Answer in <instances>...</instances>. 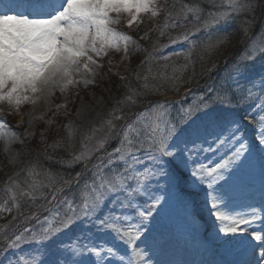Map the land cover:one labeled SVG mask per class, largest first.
Here are the masks:
<instances>
[{"label": "snow or ice", "instance_id": "6c2138e0", "mask_svg": "<svg viewBox=\"0 0 264 264\" xmlns=\"http://www.w3.org/2000/svg\"><path fill=\"white\" fill-rule=\"evenodd\" d=\"M209 2L214 3L215 0ZM154 8V0H26L17 4L12 3V0L8 3L0 0V102L19 106L33 96L47 95L56 87L63 91L68 85L78 83L73 79L74 73L82 77L88 73L94 74V69L100 66L96 58L105 55L110 48L119 50L121 42L127 52L129 43L133 42L131 37L116 31L112 26L119 23L120 18L126 14L127 25L131 27L139 22L142 13L152 12L156 15ZM250 11L252 20L246 19L241 29L247 35L255 20L252 0H230V11H208L206 17L204 10L198 6L185 8L182 5L175 17L169 12L171 27L187 20L185 13L192 14L193 29H186L176 38L169 37V44L189 43L186 63L179 66L169 64L167 61L170 55H164L162 59L165 63L154 67L152 62L155 53H149L144 61L148 67L143 75L142 86L139 89L129 86L128 94L121 103H139L137 97L153 92L159 94L160 89L168 83L177 91L181 83H192L195 71L187 80L182 79L183 73L195 63L191 55L197 42L191 40V36L195 32L205 31L206 39L200 41L199 45L204 51H212L230 38L227 32L219 33L218 29L230 23L238 14ZM213 32L217 34L213 36ZM260 51L264 53V49ZM175 55L184 53L178 52ZM216 67L213 64L212 68L206 70V74H210ZM233 69L237 73L242 70L239 64L234 65ZM135 79L141 80L140 72L135 74ZM85 83L90 81L85 80ZM237 91L236 88L228 89L225 82H221L218 87L210 84L195 106H184L181 101H173L171 103L180 105L173 114L168 102H156L149 110L137 114L136 119L123 128L120 146L97 158L99 163L94 166L91 184L85 183L83 186V189H89L90 195L84 197L80 204H75V199L80 198L77 193L73 194L75 199L61 201L68 207L63 214L56 213L58 220L55 226L45 218L43 223L48 224V227L42 228L38 235L29 228L24 229L23 233L15 235L8 243V250L17 249L25 243H35L37 249L28 255L33 256L36 264H82L80 257L84 255V246L76 240L61 242L57 237L70 232L83 217L94 220L109 196L114 197L109 204V208H113L119 193H143L144 202L137 205L139 223L127 229H116L115 234L128 245H135L143 238V247L139 251L133 249V253L140 257L139 264H154L149 254L154 240L149 224L163 208L162 201L167 203L168 194L178 192L180 185L188 181L206 183L209 190V212L219 223L218 231L224 234V239L240 236L250 238L240 240L234 248L235 252L242 254L237 264H264V229L257 231L249 228V225L264 219V209L254 207L235 215L219 210L230 195L223 184H228L250 169L254 161L259 160L264 177V114H260L257 119L252 108L238 111L244 108L250 97L234 95ZM185 95H193L192 90H188ZM118 111L119 108L113 110L112 119L107 121V131L95 146L81 151L70 161H57L63 166H74L77 162L85 165L75 177L63 180L57 192L73 180L78 182L88 170L90 157L97 150L105 149L107 141L119 135V132L113 133L116 127L113 121L123 119L115 115ZM246 124L256 128L253 133L254 143L247 138ZM16 138V133H12L10 139ZM253 147L258 152H254ZM209 152L220 154L219 162L214 163V166L200 159ZM105 159L107 165L104 164ZM116 162H124L126 167L112 174L111 179H105L102 168ZM36 166L44 171L38 159ZM47 175L48 187L61 179L59 173L50 170ZM130 184L133 187H129ZM44 186L43 183H34L32 192H40L42 195ZM32 192L25 195H32ZM52 200H56L55 195ZM105 223L104 218L98 221L101 227ZM250 241L259 244L254 245ZM49 245L52 247L49 248ZM88 251L92 255H100L95 248ZM107 252L109 255L114 254L112 248H108ZM8 264H12V261Z\"/></svg>", "mask_w": 264, "mask_h": 264}, {"label": "rangeland", "instance_id": "374dc122", "mask_svg": "<svg viewBox=\"0 0 264 264\" xmlns=\"http://www.w3.org/2000/svg\"><path fill=\"white\" fill-rule=\"evenodd\" d=\"M24 2H26V0H12V3L14 4ZM154 4L156 15H153L152 12L142 13L139 17V22L134 23L129 27L127 25V16L125 14L120 18L119 23L112 26L116 31L131 37L133 42L129 43L127 52L124 51L123 42H121L119 50L110 48L105 55L96 58L100 66L94 69V74L88 73L82 77L81 74L74 73L73 79L78 81V83L68 85L63 91L60 87L57 88L54 94L51 93L49 96L43 98V103L39 105L37 102L38 96L40 95L33 96L31 100L24 102L19 106L14 104L9 105L6 101L0 102V118H2L0 119V125H3L0 126L1 175L3 174L6 179H12L21 172L22 163L20 160L19 146L23 143L22 134L29 129H33L37 124L47 127V130H43V133L45 134L48 132L57 133V137H59L60 142L64 146V149L59 151L58 155L59 159H63L66 158V156L73 157L79 155L81 151H86L89 147L95 146L99 139L105 135L107 131V121L112 119L113 110L119 108L120 111L116 112L115 115L121 116L123 119L113 121L116 125L113 132H119V135L113 138V141L118 142L117 147H119V140L123 135V128L134 121L137 114L149 110L156 102H168L172 113L175 114L180 105L171 102L181 101L184 104L185 99L188 96L185 95V93L188 90L200 87L195 85L183 88L180 91V95L165 92L159 98L149 99L146 105L137 108L131 116L129 114L127 103H121L125 99L121 96V83L118 82V79L127 80L130 77L129 71L131 60L129 58V50L135 42H138V39H135V33L132 32L134 29L138 28V26L142 27V32L144 31V33L141 35H144V40H150V42H152L153 47L150 53H155L152 62L154 65L158 62L164 61L162 59V56L164 55L161 53L163 50L168 48H183V42L169 44V38H167L168 36L171 37L174 32L182 33L184 31L183 22L177 23L175 27L169 26L168 14L169 12H172V8H174L173 4L169 0H154ZM252 4L255 15L258 14L253 22L256 25L259 22V16L264 9V0H252ZM172 15L175 17L177 13L173 11ZM240 15L244 17V21L246 19L252 20L251 11L248 13H240ZM113 18L115 19V14H113ZM244 21H242L243 26ZM146 23L148 24V27H145ZM161 33H163V35H161ZM251 33L252 28L247 36L250 34L251 37ZM262 37L263 35H260V37L256 38L257 46H261L264 41ZM142 43L145 44L147 42ZM148 55L149 53H145L146 57L142 58L143 64L148 58ZM244 57L252 61L251 59L256 57L254 48L250 47L248 53L244 54ZM259 64L253 74H245L244 78L250 82L252 89L256 88V91L253 90V93L255 91V94L253 95L254 98L257 97L259 101H264V62H261L260 65ZM147 67L148 65L146 66V69L143 70V74L147 71ZM232 75L233 78L239 76L236 71H234ZM232 75L230 77H232ZM85 80L90 81V83H85ZM142 83L143 78L139 81L140 87L142 86ZM208 83L206 84V87ZM205 84H203V86ZM192 98L193 99H191L188 105L195 106L199 103L197 97ZM217 110L219 111V109ZM260 114H264V107L262 108V111L258 112L257 119ZM86 116L89 117L87 122ZM245 127L247 138L249 141H253V133L256 131V128L250 124H246ZM12 133H16V139H10ZM76 150L78 153L75 154ZM253 151L258 152L255 147H253ZM96 152L95 155L93 154L90 157L88 163L96 157L104 155L103 151L98 152L97 150ZM200 159H205L206 164L214 166V163L219 162L220 154L209 152L203 154ZM115 164L119 165V171L126 167L124 162H116ZM161 183L163 184L164 182L161 181ZM14 184L15 183L10 185L12 190L16 192L14 194L25 195V193L32 192V185L34 183L22 186L23 189L19 184ZM221 184H223V182H221ZM83 186H81L80 189H83ZM223 186L230 192V195L220 205L219 210L223 213L235 215V212L242 210L241 208L251 209L255 207L264 209V196H262V192H264V177H262L259 160L254 161L253 166L250 169L229 181L228 184H223ZM129 187H133V185L130 184ZM208 192L209 190L207 189L206 183L183 182L180 185L178 192L174 191L168 194L167 203L162 201L163 208L158 215L154 216V219H152L149 224L151 235L159 233L160 231H166L170 233V235L178 234L179 237L182 238L183 236L188 235L185 230L187 228L186 223L189 216L192 215L196 220V225L193 229L194 232L196 234L200 230L202 232L201 228L204 227L206 237L211 238L215 235V239L220 240L217 247L218 254L223 256L226 263L233 264L241 259L242 254L234 251L236 246H231L223 240L224 234L219 233L218 228L220 225L215 221L214 216L211 215L210 212H208V214L200 212L195 203L196 201H199L202 204L210 205ZM36 194V192H32V195ZM159 194L164 195V193ZM88 195H90L89 189H83L80 191V203H82L83 198ZM122 195L123 198L128 196L126 193H122ZM30 196L31 195H25L26 198ZM131 196L132 201L137 197L144 198L143 193H140L139 195L133 193ZM52 203V198H50L43 207V209L49 207L46 213H40L37 211L28 214L21 222L17 223L12 228L11 236L7 237L8 239L3 241L0 240V264H8L10 260L12 261V264H14L13 258H17V256H19L17 260L19 264H36L33 256L28 255V253L34 252L38 247L37 244L25 243L13 250H8L7 245L12 239H14L15 235L23 233L26 228L31 229L38 235L42 228L49 226L48 224L43 223L45 218H48L49 222L55 226L56 221L58 220L56 213L59 212L63 214L67 210L68 205L60 203L58 208L56 206V208L53 209L52 207L50 208ZM3 208L4 204L2 203L0 204V212ZM138 211L139 210L134 212L133 210L122 208L120 211L104 216L103 218L106 223L102 227V232L99 231L97 226H93L89 223L87 217H83L78 220L77 224L70 232L60 234L57 239L61 242L76 240L80 245H83L84 247L82 248V251L84 252V255L80 257L82 264H124L126 252L131 249L133 245H128L126 242H122L115 234L116 229H127L132 224L139 223ZM117 216L120 218L116 219ZM206 217H211L213 220L208 224L204 219ZM38 221H40V223H38ZM260 221L264 222V219ZM20 223H23V225H19ZM81 223L84 224L88 232L94 233L97 237V243H92V247L86 244L85 236L78 225ZM213 231H216L217 234L213 233ZM109 239H111L110 242L108 241ZM143 240L144 239L141 238L137 243H140ZM179 242L182 244L183 241L179 240ZM204 243L208 257L212 260H216V256L210 247V243L207 241H204ZM154 244L157 245L156 241ZM51 247L52 246L49 245V248ZM92 248L99 251L100 255L95 256L90 254L88 249ZM108 248L113 249V255H109L107 252ZM41 250L43 249L41 248ZM154 251V249H151L149 252L150 256L153 258L156 256L153 254ZM121 257H123V259H121ZM216 264L225 263L219 259Z\"/></svg>", "mask_w": 264, "mask_h": 264}, {"label": "trees", "instance_id": "16d2710c", "mask_svg": "<svg viewBox=\"0 0 264 264\" xmlns=\"http://www.w3.org/2000/svg\"><path fill=\"white\" fill-rule=\"evenodd\" d=\"M175 9V13H179L181 10V6L183 5L185 8L188 6H198L199 8L204 10V14L208 11L212 12H220V11H230V0H215L214 3L209 2V0H169ZM173 12V8H172ZM187 15V20L183 21L184 23V31L182 33L174 32L172 33L173 38H176L182 35L186 29H193V19L192 14L185 13ZM258 15V14H256ZM255 15V17H256ZM260 20L257 24V27L252 31L251 37L249 41L243 45V41L246 38V35L241 30L242 29V21H244V17L238 14L230 23L226 25H222L219 29V33L227 32L229 34V39L223 43H221L218 47H216L212 51H204L201 49L199 42L206 39L207 33L205 31L195 32L191 36V40L197 42V47L192 50L191 59L195 62L193 67H189L182 76L183 80H187L189 77L193 75V71H195V76L192 83H181L179 85L178 91L176 88L173 87L171 83L164 85L161 89L159 94L156 93H149L147 96L137 97L140 102L134 105H130L127 103L129 107V114L130 116L132 113L140 107L146 105L149 99L159 98L165 92H171L174 94H179L182 88L192 86V85H202L209 74H206V70L212 68L213 64H216L219 68L222 66L223 61L227 58L234 50L235 54L229 61L225 64L224 67L219 68L216 72L212 73L208 79V85L211 84L212 86L218 87L221 82H225L228 89H238L237 92L234 93L236 96H244L249 95L248 103L244 106V108H240L238 111H244L246 108H252L253 114L258 117V112L262 111L264 106V101H259L257 97L254 98V94L256 88L252 89V85L249 81L244 78L245 74H253L255 69H257L258 64L264 62V53H261V49H264V41L262 42L261 46H257L256 38L263 35L264 39V9L263 12L260 14ZM144 26V25H143ZM255 24L253 23V28ZM148 24L146 23V26ZM198 27V25H197ZM142 27L138 26V28L134 29L132 32L135 33V39H138V42H135L129 50V58L131 60V67H130V77L127 80L118 79V82L121 83V96L125 99L126 95L128 94L129 86L133 88H140L139 81L135 79V74L137 72L141 73V78H143V71L141 70V65H143V70L146 69L145 64H143V57L145 53H150L152 51L153 44L150 40H144V33L142 32ZM213 36L217 33L213 32ZM140 35V36H139ZM171 36V37H172ZM169 38V36L167 37ZM169 40V39H168ZM142 42H147L143 44ZM183 48L176 49V48H168L163 50L162 55H170V60L167 61L169 64H175L177 66L183 65L186 63L185 56L189 50V43L183 42ZM252 47L255 50L256 57L251 59L252 61L245 60L244 54L248 53L249 48ZM183 52L184 55H175V53ZM250 53V52H249ZM159 55V54H158ZM203 57V59H200ZM163 62H158L157 64H163ZM239 64L240 68L242 69L238 72L239 76L237 78H233L232 73H234L233 66ZM259 64V65H260ZM155 67L156 65L153 64ZM264 69V68H263ZM171 72V69H169ZM146 74V72H144ZM228 74V75H226ZM232 75V77H230ZM230 77V78H229ZM152 82L151 80L149 81ZM206 83V84H207ZM206 84L204 86H200L198 88H194L192 90L193 95H188L185 99V106H187L192 97H197L199 99L200 95L204 94L207 91ZM253 90L254 93H253ZM264 94V93H263ZM261 95V94H260ZM149 96V97H148ZM187 104V105H186ZM259 109V111H257ZM252 126V125H251ZM258 126V125H257ZM43 130H47V127L42 125H36L33 129H29L22 134L23 143L19 146V154L20 160L22 163V170L21 172L12 179H6L5 176L0 174V204H4L3 210L0 212V240L8 239L10 237L12 228L22 219L30 213L37 212L41 208L45 206L47 201L53 196L56 191V188L63 184V180L69 179V177H75V174L80 172L83 169V163L77 162L74 166H63L57 161L60 160H71V156H66V158L59 159L58 152L64 149L63 144L60 142L59 137H57L56 132H48L47 134L43 133ZM25 133H31V135H25ZM43 133V134H41ZM114 133V132H113ZM55 136V137H53ZM43 137V138H42ZM52 137V138H51ZM113 139L107 141V143L111 142ZM106 143V144H107ZM118 145V142L113 141L106 152L113 151ZM106 147V146H105ZM105 149L98 150V152L103 151ZM78 151H75V154ZM97 153V152H96ZM94 153V155L96 154ZM105 155V153H104ZM103 155V156H104ZM101 157V156H99ZM96 157L92 160L89 165L87 166V172L85 173L82 178L76 182L72 187L64 190L58 196L56 203L53 206V209L59 207L61 201H64L68 198L75 199L73 197L74 193H77L78 196L80 195V187L85 185V183H91L93 178V169L94 166L99 163V160ZM39 160L40 164L43 165L44 171L41 170L40 167L36 166V161ZM205 159H202V162H205ZM107 160H104V164L106 165ZM119 165L115 164L109 167L102 168L101 172L104 175L105 179H111L112 174L119 172L118 170ZM52 173H59L61 179L58 182H54L51 187H48V180L49 176L47 175L48 171ZM43 183L45 186L42 189V195L40 192H36V195H31L30 197H25V195H18L14 194L15 191L12 190L13 183L19 184V186H26L33 183ZM14 184V185H15ZM15 188V186H14ZM23 189V187H22ZM15 190V189H14ZM114 199L113 196H109L108 199L105 201L103 207L99 210L96 214L94 220L88 221L96 225L99 231L102 228L99 226L98 221L108 214L115 213L120 211V209H128L133 210L136 212L139 210L137 205L142 204L144 202V198L137 197L132 201V196L128 195L123 198L122 193H119V198L117 204L113 208H109L110 202ZM75 204H80L79 199H75ZM121 204L123 206H121ZM125 211V210H124ZM126 212V211H125ZM79 228L84 233L86 244L92 247V243H96V240L92 237L91 233L86 230L83 223L78 224ZM92 237V240H91ZM89 238V239H88ZM17 258H13L14 264H16Z\"/></svg>", "mask_w": 264, "mask_h": 264}, {"label": "bare ground", "instance_id": "6f19581e", "mask_svg": "<svg viewBox=\"0 0 264 264\" xmlns=\"http://www.w3.org/2000/svg\"><path fill=\"white\" fill-rule=\"evenodd\" d=\"M4 3H8L9 0H3ZM57 88L52 89L50 93L47 95H40L38 96V102L37 104L43 103L45 97L49 96L51 93H55ZM86 122L88 121L89 117L86 116ZM198 206V210L200 212L207 213L209 212L210 205L208 204H202L199 201L195 202ZM242 207V206H241ZM241 211L235 212L237 213H245L250 208H241ZM194 215V214H193ZM205 221L209 224L213 219L210 218H204ZM196 225V220L194 216H189L188 221L186 223V231L188 235L183 236L182 238L179 237L178 234H171L166 231H160L159 233L152 234L151 236L154 237V240L152 242V249H154V253L156 256L151 259L153 260L154 264H216L217 260H222V262L226 263L221 254H218L217 247L220 240L215 239V235L211 238L206 237L205 234V228L202 227L201 230L197 232V234L194 232V228ZM250 229H254L257 231H260L261 229H264V222L258 220L257 223L249 225ZM191 232V234H190ZM213 233H216V231H213ZM217 234V233H216ZM179 240H182V244L179 242ZM225 242H227L231 246H237L240 242V240H250L249 237L240 236L236 239H223ZM156 241L157 245L154 244ZM204 241H207L210 243V247L212 248V251L214 252V255L216 256V260H212L208 257L207 251L204 246ZM250 243L254 245H258L259 242L256 241H250ZM144 244V240L140 243H137L131 247L126 252V255L124 257V264H139L140 257L137 255H134L133 249L136 251H139ZM160 245V246H158ZM158 246V247H157ZM258 251V248L256 249ZM241 260V259H240ZM237 264V262L233 263Z\"/></svg>", "mask_w": 264, "mask_h": 264}]
</instances>
